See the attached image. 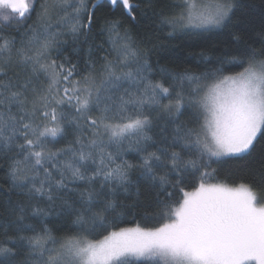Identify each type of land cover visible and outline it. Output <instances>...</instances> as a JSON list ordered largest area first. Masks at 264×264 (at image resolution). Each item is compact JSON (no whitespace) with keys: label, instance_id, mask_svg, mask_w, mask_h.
Masks as SVG:
<instances>
[{"label":"snow or ice","instance_id":"6c2138e0","mask_svg":"<svg viewBox=\"0 0 264 264\" xmlns=\"http://www.w3.org/2000/svg\"><path fill=\"white\" fill-rule=\"evenodd\" d=\"M144 2L0 0V264H264V11L170 67L126 26ZM243 7L153 15L172 36ZM244 157L249 179L213 167Z\"/></svg>","mask_w":264,"mask_h":264},{"label":"trees","instance_id":"16d2710c","mask_svg":"<svg viewBox=\"0 0 264 264\" xmlns=\"http://www.w3.org/2000/svg\"><path fill=\"white\" fill-rule=\"evenodd\" d=\"M133 2L140 3L141 8L145 6L144 0H133ZM177 2L178 0H153L155 7L149 9L146 16L137 15L138 23L136 25L126 24L127 27L131 28L134 36H143L145 33L151 35L153 43L157 45L151 57L154 62L158 60L161 64L170 67L179 65L180 67L196 68L197 64L200 63L199 53L209 48L224 47L231 39L230 31L240 32L242 35L256 38V34L260 30L264 0H242L245 7L236 11L232 24L228 28L212 29L210 31L177 30L172 36H169L170 28L167 26L162 27L158 16H154L153 12L163 11L167 13L171 11L172 6ZM113 15L117 18H125L119 9L115 10ZM13 35H15V32H13ZM99 40L98 37L97 42ZM69 53H71L70 47ZM75 59L76 57L73 56V61ZM202 69L203 65H201ZM226 70L239 71V68H228ZM245 165H249V167H245ZM254 166L252 159L249 157L229 160L228 163L222 166L213 165V167H219V177L221 179L229 180L251 178V168ZM3 187H6L5 172L0 169V188ZM136 218L139 219V215ZM129 220H131V217H129ZM49 226L53 227L55 233V228L58 225L50 224ZM55 234L59 235V233Z\"/></svg>","mask_w":264,"mask_h":264}]
</instances>
